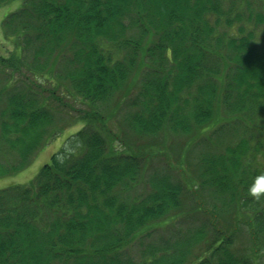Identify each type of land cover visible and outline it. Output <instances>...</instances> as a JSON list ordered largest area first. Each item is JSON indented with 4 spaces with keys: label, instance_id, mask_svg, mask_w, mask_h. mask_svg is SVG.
<instances>
[{
    "label": "trees",
    "instance_id": "trees-1",
    "mask_svg": "<svg viewBox=\"0 0 264 264\" xmlns=\"http://www.w3.org/2000/svg\"><path fill=\"white\" fill-rule=\"evenodd\" d=\"M20 1L3 22L0 177L81 128L0 190V264H264V192L249 191L264 174V0ZM175 135L192 175H155ZM196 187L217 201L209 224L135 246Z\"/></svg>",
    "mask_w": 264,
    "mask_h": 264
},
{
    "label": "rangeland",
    "instance_id": "rangeland-1",
    "mask_svg": "<svg viewBox=\"0 0 264 264\" xmlns=\"http://www.w3.org/2000/svg\"><path fill=\"white\" fill-rule=\"evenodd\" d=\"M21 5L20 0L12 1L11 3L0 7V57L9 56L14 50V45L12 42L4 36L3 31V22L5 18L11 13L16 11ZM19 78V77H17ZM6 98V93L0 98V107L4 105V99ZM73 114V113H72ZM81 125V124H80ZM74 125L65 129L54 141L50 142L47 146L43 147L34 157L33 161L25 169L6 177H0V190L16 185V184H25L33 180L41 168L51 160V156L59 152L62 148L66 152L71 150L72 146L70 142H65L68 137L73 135L78 131L81 126ZM70 136V137H71ZM168 138L174 139L168 141L167 146L172 147L175 139L182 142V136H169ZM167 141V140H166ZM131 145L127 144L126 146ZM177 145V144H176ZM175 145V146H176ZM124 146V145H123ZM177 148H173L168 151L167 155H162L160 158H156L151 164L150 170L156 169L154 172L155 175H164L166 173H172V175L179 177L180 174L185 173V176L189 177L192 175V166L189 164L188 159L180 158L175 155ZM198 152H200L198 150ZM2 155V161L5 165H13L18 161L17 152L9 150H4ZM180 172H178V169ZM183 177V176H181ZM197 188V187H196ZM142 191H140L141 193ZM139 194V193H138ZM135 195V194H134ZM197 198L190 199L186 202V208L188 211L186 214L181 215L179 218L173 219L169 222V225L160 226L159 224H154L147 234L143 235L140 240L135 243V246L148 245V243H157V245H165V243H174L176 240L181 239L184 236H190V234L196 232L198 229L205 227V224H209L213 218V213L215 212L214 204L217 203L216 199L210 196L209 191L205 188H197ZM185 208V209H186ZM239 243V241H237ZM204 245H196L193 247L192 254L190 259H194L197 252L202 251ZM140 251L135 250L133 254L140 255ZM138 253V254H137Z\"/></svg>",
    "mask_w": 264,
    "mask_h": 264
},
{
    "label": "clouds",
    "instance_id": "clouds-1",
    "mask_svg": "<svg viewBox=\"0 0 264 264\" xmlns=\"http://www.w3.org/2000/svg\"><path fill=\"white\" fill-rule=\"evenodd\" d=\"M249 191L256 196L264 192V174L254 179L253 183L249 186Z\"/></svg>",
    "mask_w": 264,
    "mask_h": 264
}]
</instances>
